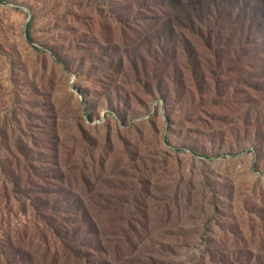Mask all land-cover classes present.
<instances>
[{"label":"rangeland","instance_id":"rangeland-1","mask_svg":"<svg viewBox=\"0 0 264 264\" xmlns=\"http://www.w3.org/2000/svg\"><path fill=\"white\" fill-rule=\"evenodd\" d=\"M180 16L0 0L5 256L11 237L25 264H82L36 220L42 197L91 264H264V22Z\"/></svg>","mask_w":264,"mask_h":264},{"label":"trees","instance_id":"trees-1","mask_svg":"<svg viewBox=\"0 0 264 264\" xmlns=\"http://www.w3.org/2000/svg\"><path fill=\"white\" fill-rule=\"evenodd\" d=\"M155 2V0H152ZM163 3H167L168 7L174 9V12L180 14V22H186L188 24L204 22L210 17L214 18L218 23H231L244 27L249 18L253 20L260 18L264 22V0H162ZM251 12L256 14H251ZM256 28L260 29V23H253ZM259 26V27H258ZM258 29V30H259ZM260 31V30H259ZM212 31H210L211 34ZM238 32V31H237ZM246 32V31H245ZM248 32L251 31L248 30ZM219 36L222 34L221 29L216 32ZM246 36V35H245ZM179 150V149H178ZM192 153H196L191 150ZM27 153H24V159ZM22 156H18V162H22ZM28 165V164H27ZM23 180L17 179L13 189L17 193L24 194L22 187ZM43 188L38 190L42 192ZM29 204L32 206L35 212L36 220L44 223L46 227L51 229L52 234L57 238L61 248L66 249L69 252L67 258L74 257L77 262L82 264H91L89 257L77 249L82 245V239L79 231L81 227L79 225L69 226V216H61L58 214L60 206L56 202L51 204L48 200L42 197L37 199L29 198ZM26 210V209H24ZM72 215V214H71ZM74 219H71V223ZM7 247L10 254L7 256L3 249L0 250V256L3 257L5 264H25L26 260L23 253H25L19 245V242L8 237ZM14 254V255H13Z\"/></svg>","mask_w":264,"mask_h":264}]
</instances>
